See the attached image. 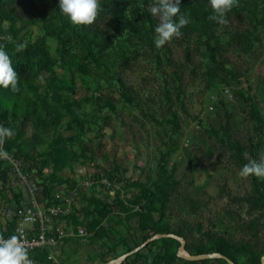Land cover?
I'll use <instances>...</instances> for the list:
<instances>
[{
    "label": "rangeland",
    "instance_id": "obj_1",
    "mask_svg": "<svg viewBox=\"0 0 264 264\" xmlns=\"http://www.w3.org/2000/svg\"><path fill=\"white\" fill-rule=\"evenodd\" d=\"M100 3L83 26L59 0H0L19 88L0 87V124L15 133L0 206L73 195L50 264H260L264 180L238 172L264 155V0H239L226 25L209 0H181L190 23L159 49L154 0ZM182 241L209 256L184 258Z\"/></svg>",
    "mask_w": 264,
    "mask_h": 264
},
{
    "label": "clouds",
    "instance_id": "obj_2",
    "mask_svg": "<svg viewBox=\"0 0 264 264\" xmlns=\"http://www.w3.org/2000/svg\"><path fill=\"white\" fill-rule=\"evenodd\" d=\"M213 15L210 20L218 24L226 25V13L233 7L238 6L239 0H209ZM181 0H154L149 7L150 13L158 18L155 27L156 37L154 40L157 49L162 48L174 37L182 36L181 29L190 23L188 16L181 14ZM59 9L74 25L90 26L95 23L100 11V0H59ZM27 41L16 44L17 53L26 50ZM0 87L18 92V75L12 67L11 57L0 45ZM15 135L11 128L0 124V158L7 159L9 154L4 149L7 139ZM240 178L246 179L255 176L264 180V155L259 160L249 158L238 172ZM23 234L13 235L8 239L0 236V264H34L29 259L26 241L22 240Z\"/></svg>",
    "mask_w": 264,
    "mask_h": 264
},
{
    "label": "built area",
    "instance_id": "obj_3",
    "mask_svg": "<svg viewBox=\"0 0 264 264\" xmlns=\"http://www.w3.org/2000/svg\"><path fill=\"white\" fill-rule=\"evenodd\" d=\"M1 159V158H0ZM11 172L17 176L18 180H23L21 173V162L12 159ZM105 182V179H102ZM107 182V181H106ZM91 181L85 180V186H89ZM76 194V192H72ZM73 195L55 194V197L48 202L14 203L10 206H0V214L9 221L7 227H3L4 234H0L5 239L13 235L23 234L22 240L26 241L27 251H44L45 259L41 264H50L59 243L66 233L63 230L65 220L71 213V201ZM79 233L82 230H78Z\"/></svg>",
    "mask_w": 264,
    "mask_h": 264
},
{
    "label": "water",
    "instance_id": "obj_4",
    "mask_svg": "<svg viewBox=\"0 0 264 264\" xmlns=\"http://www.w3.org/2000/svg\"><path fill=\"white\" fill-rule=\"evenodd\" d=\"M184 251V241H182L179 245V252L178 254L183 256L184 258H187V259H191V260H200L202 258H205V257H208L209 255H206V254H199V255H186L183 253ZM126 256V255H124ZM123 256V257H124ZM227 262H229L230 264H233V261L225 256H223ZM260 264H264V255L262 256L261 260H260Z\"/></svg>",
    "mask_w": 264,
    "mask_h": 264
},
{
    "label": "trees",
    "instance_id": "obj_5",
    "mask_svg": "<svg viewBox=\"0 0 264 264\" xmlns=\"http://www.w3.org/2000/svg\"><path fill=\"white\" fill-rule=\"evenodd\" d=\"M227 146H228L229 148H232V149L235 148L236 150L238 149V147H240L238 144H233V143L230 142L229 140H228V142H227ZM156 231H157V230H154V233H156ZM4 233H5V232H2L1 234H4ZM28 253L34 254V255H36V256H39L40 259H41V261H44V259H45V252H44V251H30V252H28ZM224 256L232 260L231 256H229L228 254H225ZM232 261H233V260H232ZM251 264H259V262H255V261L253 260V258H251Z\"/></svg>",
    "mask_w": 264,
    "mask_h": 264
},
{
    "label": "bare ground",
    "instance_id": "obj_6",
    "mask_svg": "<svg viewBox=\"0 0 264 264\" xmlns=\"http://www.w3.org/2000/svg\"><path fill=\"white\" fill-rule=\"evenodd\" d=\"M117 261H114L113 263H107V264H116Z\"/></svg>",
    "mask_w": 264,
    "mask_h": 264
}]
</instances>
